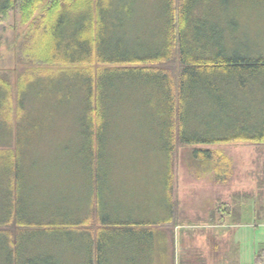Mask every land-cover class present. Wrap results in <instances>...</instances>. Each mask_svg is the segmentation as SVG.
<instances>
[{"label":"trees","instance_id":"trees-1","mask_svg":"<svg viewBox=\"0 0 264 264\" xmlns=\"http://www.w3.org/2000/svg\"><path fill=\"white\" fill-rule=\"evenodd\" d=\"M221 2L228 4L158 0V11H152L155 31L136 36L125 24L136 14L137 0H0V37L11 11L28 26L18 44L28 66L16 80L0 72V145L9 148L0 149V177L8 181L9 196L13 188L22 189L19 149L37 127L34 122L28 131L30 100L44 99L46 93L61 97L63 79L72 81L67 89L79 100L76 159L95 186L89 210H27L20 199L16 204L10 199L0 214L3 264H56L35 253L39 240L48 243L46 248L53 241L82 242L81 264H108L110 246L121 241L137 247L153 238L163 243L158 228L175 219L172 192L180 145L264 144V112L253 118L237 112L234 104L236 95L264 92V53L230 52L231 31L207 16ZM122 100H134L146 124L160 133L171 210L164 219H121L104 210L103 181L112 176L109 163ZM205 106L217 113H205ZM192 161L214 167L217 182L226 183L231 176L230 158L219 150L196 148ZM253 264H264V246Z\"/></svg>","mask_w":264,"mask_h":264},{"label":"rangeland","instance_id":"rangeland-1","mask_svg":"<svg viewBox=\"0 0 264 264\" xmlns=\"http://www.w3.org/2000/svg\"><path fill=\"white\" fill-rule=\"evenodd\" d=\"M227 3L225 6L221 2L207 16L231 31L230 52L247 56H254L256 51L264 53V0ZM157 8L158 0H137L136 16L126 22V29L136 36L155 31L156 14L152 11ZM5 24L0 37V72L16 80L28 66L21 61L18 48L28 26L14 11ZM46 76L52 79L51 74ZM71 82L61 81L65 88L61 97L46 93L44 99L30 100L28 131L34 122L37 127L19 149L24 172L22 189L17 192L13 188L10 197L8 181L0 177V214L10 201L16 204L19 199L27 210H89L95 186L81 172L76 159L80 110L79 100L67 89ZM234 104L237 112L256 118L264 112V92L236 95ZM203 111L217 113L207 106ZM146 120L134 100L118 103L113 159L109 163L112 176L103 181L104 210L116 218L160 220L171 211L165 195L166 164L160 150V133ZM15 144L13 141L12 148ZM196 148L216 149L230 158L231 176L226 183L217 182L214 164L213 168L195 166L192 156ZM0 149L9 148L0 145ZM174 174L175 219L158 228L164 232L163 243L153 238L140 241L137 247L121 241L110 246L108 264H253L264 246V144L180 145ZM81 243L53 241L46 248L48 243L39 240L35 253L52 257L56 264H81Z\"/></svg>","mask_w":264,"mask_h":264},{"label":"crops","instance_id":"crops-1","mask_svg":"<svg viewBox=\"0 0 264 264\" xmlns=\"http://www.w3.org/2000/svg\"><path fill=\"white\" fill-rule=\"evenodd\" d=\"M237 260L239 259L238 256H236Z\"/></svg>","mask_w":264,"mask_h":264}]
</instances>
